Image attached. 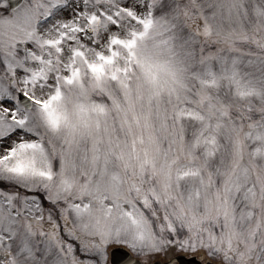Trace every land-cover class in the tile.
Here are the masks:
<instances>
[{
  "label": "snow or ice",
  "instance_id": "snow-or-ice-1",
  "mask_svg": "<svg viewBox=\"0 0 264 264\" xmlns=\"http://www.w3.org/2000/svg\"><path fill=\"white\" fill-rule=\"evenodd\" d=\"M121 246L264 264V0H0V264Z\"/></svg>",
  "mask_w": 264,
  "mask_h": 264
},
{
  "label": "water",
  "instance_id": "water-1",
  "mask_svg": "<svg viewBox=\"0 0 264 264\" xmlns=\"http://www.w3.org/2000/svg\"><path fill=\"white\" fill-rule=\"evenodd\" d=\"M114 252H115V256L118 261L121 259L126 260V259L131 258L133 261V264H135L136 258H134L132 254L124 247H117L114 249ZM179 261L181 262V264H196V261L194 259H190L184 256L179 257Z\"/></svg>",
  "mask_w": 264,
  "mask_h": 264
},
{
  "label": "flooded vegetation",
  "instance_id": "flooded-vegetation-1",
  "mask_svg": "<svg viewBox=\"0 0 264 264\" xmlns=\"http://www.w3.org/2000/svg\"><path fill=\"white\" fill-rule=\"evenodd\" d=\"M181 254H185V253H181V252H178V251H175V252H170L168 254H165L163 256H160L159 259L161 261V264H164V262L169 258V257H172L174 260L178 261L176 258L181 255ZM193 255V254H192ZM197 263L198 264H202V260H203V257H204V251L203 250H200L197 254ZM190 256V255H188ZM178 264H180L178 262Z\"/></svg>",
  "mask_w": 264,
  "mask_h": 264
},
{
  "label": "rangeland",
  "instance_id": "rangeland-1",
  "mask_svg": "<svg viewBox=\"0 0 264 264\" xmlns=\"http://www.w3.org/2000/svg\"><path fill=\"white\" fill-rule=\"evenodd\" d=\"M128 249L135 255L136 253H134L129 247H128ZM201 249H199V248H196L195 250H192V251H189V250H185L184 252H181V253H187V254H196L197 252H199ZM175 251H178V252H180L179 251V248H177ZM171 251H169L168 253H170ZM167 253V254H168ZM137 255V254H136ZM163 255H165L164 253H161L160 254V256H163Z\"/></svg>",
  "mask_w": 264,
  "mask_h": 264
}]
</instances>
